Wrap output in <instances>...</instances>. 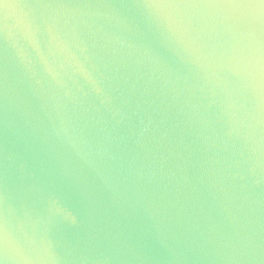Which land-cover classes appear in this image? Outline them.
Masks as SVG:
<instances>
[{
    "label": "water",
    "instance_id": "obj_1",
    "mask_svg": "<svg viewBox=\"0 0 264 264\" xmlns=\"http://www.w3.org/2000/svg\"><path fill=\"white\" fill-rule=\"evenodd\" d=\"M219 2L0 0V264H264V20Z\"/></svg>",
    "mask_w": 264,
    "mask_h": 264
},
{
    "label": "snow or ice",
    "instance_id": "obj_2",
    "mask_svg": "<svg viewBox=\"0 0 264 264\" xmlns=\"http://www.w3.org/2000/svg\"><path fill=\"white\" fill-rule=\"evenodd\" d=\"M214 6L227 8H254L259 11L261 20H264V0H257V2L254 3L246 2V0H220V2Z\"/></svg>",
    "mask_w": 264,
    "mask_h": 264
}]
</instances>
